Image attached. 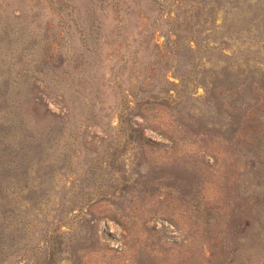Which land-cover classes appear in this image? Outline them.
I'll return each instance as SVG.
<instances>
[{"label": "rangeland", "instance_id": "rangeland-1", "mask_svg": "<svg viewBox=\"0 0 264 264\" xmlns=\"http://www.w3.org/2000/svg\"><path fill=\"white\" fill-rule=\"evenodd\" d=\"M0 264H264V0H0Z\"/></svg>", "mask_w": 264, "mask_h": 264}]
</instances>
